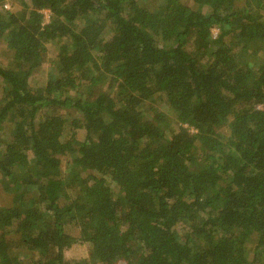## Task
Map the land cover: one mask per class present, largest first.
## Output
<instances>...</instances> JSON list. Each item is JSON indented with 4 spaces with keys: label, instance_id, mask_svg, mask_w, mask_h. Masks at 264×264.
I'll return each instance as SVG.
<instances>
[{
    "label": "trees",
    "instance_id": "16d2710c",
    "mask_svg": "<svg viewBox=\"0 0 264 264\" xmlns=\"http://www.w3.org/2000/svg\"><path fill=\"white\" fill-rule=\"evenodd\" d=\"M11 1L0 264H264V0Z\"/></svg>",
    "mask_w": 264,
    "mask_h": 264
},
{
    "label": "rangeland",
    "instance_id": "374dc122",
    "mask_svg": "<svg viewBox=\"0 0 264 264\" xmlns=\"http://www.w3.org/2000/svg\"><path fill=\"white\" fill-rule=\"evenodd\" d=\"M11 1V0H9ZM12 2V1H11ZM6 6V7H5ZM4 8L5 9H13V10H16L18 9V4L14 1L13 2V5H11L9 2L5 1L4 2ZM48 20V13L44 14L43 13V22H47ZM213 31V34H216L217 33V29L214 28L212 29ZM0 50H3L2 48V44H0ZM55 54V49L52 45L48 46V52H47V56H46V61L45 63L43 64V66L41 68H39L38 70H36L35 72L32 73L31 77L29 78V85L30 86H42L44 81H45V77L46 75L48 74V71H49V61L53 58ZM261 105L258 106V108H260ZM2 202V199H1V194H0V204ZM69 232L72 234V235H77V231L76 230H73L72 228H68Z\"/></svg>",
    "mask_w": 264,
    "mask_h": 264
},
{
    "label": "built area",
    "instance_id": "2783aa9c",
    "mask_svg": "<svg viewBox=\"0 0 264 264\" xmlns=\"http://www.w3.org/2000/svg\"><path fill=\"white\" fill-rule=\"evenodd\" d=\"M5 7H6V6H5ZM43 13L46 14V13H48V11H47V10H44Z\"/></svg>",
    "mask_w": 264,
    "mask_h": 264
}]
</instances>
